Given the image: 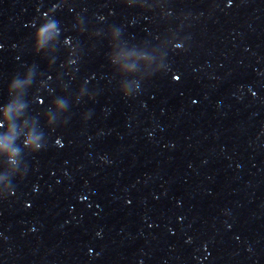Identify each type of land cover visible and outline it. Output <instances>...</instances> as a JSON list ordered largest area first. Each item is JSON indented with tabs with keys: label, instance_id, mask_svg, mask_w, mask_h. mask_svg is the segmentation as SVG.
Here are the masks:
<instances>
[{
	"label": "water",
	"instance_id": "1",
	"mask_svg": "<svg viewBox=\"0 0 264 264\" xmlns=\"http://www.w3.org/2000/svg\"><path fill=\"white\" fill-rule=\"evenodd\" d=\"M54 21L0 155V264H264V0H60Z\"/></svg>",
	"mask_w": 264,
	"mask_h": 264
},
{
	"label": "clouds",
	"instance_id": "2",
	"mask_svg": "<svg viewBox=\"0 0 264 264\" xmlns=\"http://www.w3.org/2000/svg\"><path fill=\"white\" fill-rule=\"evenodd\" d=\"M229 6H231L229 4ZM57 5L53 6L52 11H55ZM39 11V10H38ZM51 15V12H45L43 14V20L44 23L41 25L39 31L36 33V46L35 50L37 53H40L47 45L48 42L54 41L55 37L59 34L57 23L54 20H48V17ZM66 44H70V40L65 41ZM73 53L70 52L69 55L71 56ZM69 63H75V61L70 60ZM113 63H116L115 60H113ZM51 67V65H49ZM64 67V65H62ZM49 80L52 79L51 76L48 77ZM174 79H178L177 77H174ZM31 82V75H29L28 80L24 82L16 81L10 86V93L13 91H16L17 89L21 88L22 86L27 85ZM255 95V93H253ZM125 96H127V93L125 92ZM39 103L43 104V100L41 99ZM23 105H15V104H9L6 107L0 109V128H4L7 125V131L0 135V155H3L7 157L11 163H15L14 157L18 154L19 149L14 147V141L17 138L18 133L16 132L15 126L11 123L13 119H18L23 115ZM55 107L58 111H62L66 105L64 101H57L55 104ZM88 120V117H85V121ZM51 123V121H49ZM40 137L35 134L34 130H29L27 133H25V147H27L29 150L36 152L41 149V144L39 143ZM57 145L61 144V140L57 139L55 141ZM9 194L8 188L5 185L3 189H0V195L7 196ZM11 195H14V193H11ZM190 242V241H189Z\"/></svg>",
	"mask_w": 264,
	"mask_h": 264
}]
</instances>
